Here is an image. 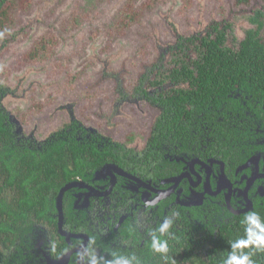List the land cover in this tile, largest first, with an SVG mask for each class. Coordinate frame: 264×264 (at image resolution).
Segmentation results:
<instances>
[{
	"label": "flooded vegetation",
	"instance_id": "af4514ba",
	"mask_svg": "<svg viewBox=\"0 0 264 264\" xmlns=\"http://www.w3.org/2000/svg\"><path fill=\"white\" fill-rule=\"evenodd\" d=\"M236 2L249 7L248 0ZM258 2L261 6L248 18L251 29L243 33L237 50L226 45L227 24L214 20L200 33H176L178 38L167 48L170 66L153 63L137 74L134 103L122 99L119 86L117 94L107 89L111 99L121 97L122 105L127 104L111 112L109 127L95 125L94 119L87 124L76 114L77 103L71 102L65 103L67 120L59 128L40 140L24 135L3 104L19 88L0 81L6 90L1 104L16 144L34 147L58 136L74 139L83 161L57 188L43 217L26 226L24 234L16 233L10 246H0V264H88L92 254L97 264H112L119 256L135 257L133 264H202L212 243L220 241L216 237L237 228L249 213L264 210V66L251 65V93L243 94L236 83L226 94L229 101L210 96L206 104L194 97L184 107L166 101L177 90L197 89L204 38L214 39L216 30L222 32V46L233 52L241 49L249 31L264 47V0H251L250 5L253 11ZM77 58L64 62L75 66H62L76 70ZM86 74L80 83L93 88ZM128 106L139 112L138 120ZM109 107L115 104L102 109ZM165 219L172 226L163 236L157 231L168 242V252L161 254L151 248V233Z\"/></svg>",
	"mask_w": 264,
	"mask_h": 264
},
{
	"label": "rangeland",
	"instance_id": "374dc122",
	"mask_svg": "<svg viewBox=\"0 0 264 264\" xmlns=\"http://www.w3.org/2000/svg\"><path fill=\"white\" fill-rule=\"evenodd\" d=\"M236 1L17 2L22 7L15 4L18 7L13 11L12 22L0 32V81L19 89L12 96H6L3 104L10 111L16 127H21L24 135L31 134L36 140L66 122L65 103H77L76 114L87 124L94 119L93 123L100 127L112 126L114 114L111 112L127 105H122L125 101L122 99H130L131 104L136 99L133 90L137 74L153 63L170 66L171 51L167 48L178 38L176 33L190 36L200 33L204 25L220 20L230 30L226 45L237 50L243 33L251 29L248 18L261 4L258 2L251 11V0H248L247 8L237 6ZM82 56L93 61H83ZM76 57L75 64L79 68H64L75 66L64 62ZM106 70L114 73L107 75ZM86 72H89V83L93 88L85 89L80 83ZM107 79H113L111 84H105ZM117 86L121 88L123 98L111 99L107 89L111 94L114 90L117 94ZM113 103L114 109H102ZM127 111L136 115L134 121L141 117L131 106ZM126 125L132 126L131 123Z\"/></svg>",
	"mask_w": 264,
	"mask_h": 264
},
{
	"label": "trees",
	"instance_id": "16d2710c",
	"mask_svg": "<svg viewBox=\"0 0 264 264\" xmlns=\"http://www.w3.org/2000/svg\"><path fill=\"white\" fill-rule=\"evenodd\" d=\"M20 1L23 0H0V32L12 22L14 9L18 5L22 7ZM223 42L222 32L218 30L214 39L204 38L203 56L197 65L200 70L194 80L197 89L177 90L166 100L168 103L184 107L187 99L195 97L196 101L203 99L201 103L210 104L207 102L210 96L217 99L221 96L229 101L226 94L229 89H234L236 83L243 94L251 93V65L264 66V47L250 31L238 52L224 48ZM253 53L256 54L255 63L251 62ZM5 93V87L0 84V246L4 247L13 243L18 236L16 233L24 234L26 226L43 217L44 209L52 202L57 188L76 174L83 162L80 158L82 148L74 139L67 142L58 136L34 147L23 142L16 144L9 116L1 104ZM256 212L264 221V210ZM245 228L242 220L237 228L216 237L220 241L212 243L207 251V262L202 264H224L232 252L233 242L246 238ZM220 248L221 255L217 258ZM243 252L250 255L254 264H264V251L250 246Z\"/></svg>",
	"mask_w": 264,
	"mask_h": 264
},
{
	"label": "clouds",
	"instance_id": "9594fccd",
	"mask_svg": "<svg viewBox=\"0 0 264 264\" xmlns=\"http://www.w3.org/2000/svg\"><path fill=\"white\" fill-rule=\"evenodd\" d=\"M244 223L246 225V238H241L233 242L232 252L228 255L224 264H254L250 255L244 253L243 249L254 246L257 250L264 251V221L261 220L260 215L257 212H251L244 218ZM171 226L172 220L165 219L159 228L151 233V248L153 251L161 254L168 252V242L162 240L160 236L168 233ZM157 231L160 236L157 235ZM81 259H83V256ZM134 259L135 257L126 258L119 256L113 260L112 264H133ZM88 264H97L95 254L90 256Z\"/></svg>",
	"mask_w": 264,
	"mask_h": 264
},
{
	"label": "water",
	"instance_id": "95a60500",
	"mask_svg": "<svg viewBox=\"0 0 264 264\" xmlns=\"http://www.w3.org/2000/svg\"><path fill=\"white\" fill-rule=\"evenodd\" d=\"M61 195H62V191H60L59 196H58V199L61 197Z\"/></svg>",
	"mask_w": 264,
	"mask_h": 264
}]
</instances>
